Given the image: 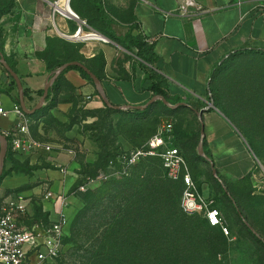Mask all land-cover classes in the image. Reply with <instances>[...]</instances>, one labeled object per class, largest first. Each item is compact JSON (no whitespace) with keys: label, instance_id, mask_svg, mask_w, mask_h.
Instances as JSON below:
<instances>
[{"label":"crops","instance_id":"1","mask_svg":"<svg viewBox=\"0 0 264 264\" xmlns=\"http://www.w3.org/2000/svg\"><path fill=\"white\" fill-rule=\"evenodd\" d=\"M52 1L14 0L8 12L0 16V57L3 55L9 65L12 61L15 63L24 102L29 109L38 103L52 74L60 68H55V61L49 57L52 41H71L54 26ZM195 1L202 10L189 7L186 14L179 10L182 0H70V7L110 41V35L128 33L149 48L147 66L133 64L126 68L125 77H103L110 103L118 105L121 110L131 109L127 105H144L153 97L149 87L158 83L171 101L178 100L177 107L190 108L196 114L197 131L201 128L199 116L191 107L199 111L213 105L202 115L205 149L219 174L223 171L222 178L233 184L249 174L252 156L247 142L232 121L264 119V100H260L255 91L264 87V79L249 78L257 73L247 72L246 59L262 60L264 56L257 53L231 55L243 49L264 51V0ZM103 3H108L110 12L104 13ZM55 23L64 33H72L77 26V21L63 17H58ZM96 43L89 42L78 52L83 56L92 53L89 46ZM60 74L51 85L57 82L55 98L46 99L37 117L34 113H26L31 137L49 144L51 150L15 153L9 137L4 135V170L13 165L9 153H13L22 164L45 162L48 167L49 164L60 166L71 161V155L63 150L62 143L37 137L34 125L41 123L39 132H43V120L47 114L66 123L68 116L80 107H106L107 103L97 94L95 85L79 70L65 69ZM0 92L2 104L9 111L7 116L0 118V131L5 134L15 128L21 118L14 109L16 104L21 107V93L1 62ZM76 126L77 123L73 122L67 136L75 135ZM62 174L57 169L48 168L42 170L41 177L49 180L52 188L59 189L63 183ZM37 176L22 171L6 175L0 182V202L12 193L33 192L34 188L28 187ZM21 188L25 190L20 192ZM45 203L51 212L53 202L45 198ZM50 217L56 218L53 213Z\"/></svg>","mask_w":264,"mask_h":264},{"label":"rangeland","instance_id":"2","mask_svg":"<svg viewBox=\"0 0 264 264\" xmlns=\"http://www.w3.org/2000/svg\"><path fill=\"white\" fill-rule=\"evenodd\" d=\"M8 1L0 0V10L3 8V3ZM54 1L56 0L52 3ZM103 4L104 13L110 12L108 3ZM58 17L61 16L57 14L55 22ZM128 35L130 34L110 35L109 43L96 41L95 45L89 46L93 49V51L90 49L92 53L88 52L85 56L81 55L78 49L86 46L87 43L54 40L49 57L56 62L65 61L68 56L77 57L104 78L125 77L127 67L133 64L147 66L149 63L139 57L134 50L126 47L124 39ZM245 67L248 73H257L256 77L249 76V78L264 79V58L262 60L247 58ZM255 91L256 96L264 100V87L256 88ZM161 101V99L154 101L145 112H127L106 107L86 109L80 107L68 116L69 120L66 123L47 114L43 120V132H39L41 123L34 125L37 137H46L51 141L58 140L63 144V150L71 155V161L60 166L49 164L47 167L45 162L35 165L24 164L27 168H31L29 174L38 175L28 187L34 188L33 192L21 193L30 211L24 223L34 233L48 231L52 224L51 212L48 204L45 203L47 193L60 191L70 195L68 224L63 240L64 249L57 257L47 259L44 264H72L73 262L78 264L76 260L80 259L78 255L90 256L88 250L92 249L90 246L92 237L89 238V232L96 231V244L100 247L107 241L111 230L114 237V252L126 244L131 249L125 254L121 252L115 254L116 264H124L125 260L131 264L154 262L152 255L145 254L143 249L136 251V247L144 243L136 234L138 230L142 233V227L139 229L121 220L120 211L124 209L127 202L123 199L125 195L119 192L123 189L131 194L132 189L129 187L136 181L144 183L151 176L150 174L152 178L156 176L164 181V184L168 182L163 178L161 166L157 165L159 161L151 163L145 160L139 163L133 175L125 179L117 175L119 165L115 161H118L125 152L146 148L150 137L165 121L171 119L176 126L173 134L178 139V143L173 144L180 146L179 148L185 153L191 169L202 184V188H205L204 193L215 198L214 205L221 209L224 222L229 228V234H224L220 228H211L201 217L194 216V220L201 223L200 233L210 237V240L192 248V264H264V119L232 121L249 146L252 169L237 183L229 184L222 177V182L216 179L209 162L198 156L200 136L196 130L198 127L196 114L190 108L172 107L166 103L162 104ZM257 115L261 116V114ZM73 122H76L78 126L75 128V135L69 137L66 132L70 130ZM48 168L63 172L61 188H52L50 181L41 177L42 170ZM222 173L223 171L220 174ZM64 176L68 178V181ZM82 183L86 184L87 189L92 188L90 193L86 194L85 191L77 190ZM222 187L227 189L243 217L262 239L244 224L233 201L222 191ZM19 190L21 192L25 189ZM180 200L181 193L178 202ZM179 250L182 253L184 249L181 247ZM169 260L174 259L168 258L167 261Z\"/></svg>","mask_w":264,"mask_h":264},{"label":"built area","instance_id":"3","mask_svg":"<svg viewBox=\"0 0 264 264\" xmlns=\"http://www.w3.org/2000/svg\"><path fill=\"white\" fill-rule=\"evenodd\" d=\"M53 2V16L59 14L65 19L77 21V26L72 33L61 32L54 21L57 31L67 39L77 43L104 42L110 40L89 26L86 20L81 19L74 11L71 15L64 14ZM70 6V3H69ZM189 7L202 10L195 0H182L179 10L186 14ZM102 37V38H101ZM15 111L20 115V120L15 128L1 134L9 137L10 145L15 153L37 152L42 149L51 150V146L30 135V120L21 107L16 104ZM9 111L1 101L0 92V118L7 116ZM174 121H165L155 134L146 143V148H137L125 152L119 157L117 175H128L131 167L147 156H159L169 178L181 181L183 191L180 206L183 212L189 215L199 214L213 227H219L224 234H229L222 211L214 203L211 195H206L198 181L194 178L187 158L180 148L173 143ZM78 191H86V184L77 187ZM47 199L53 202L51 210L56 218H51V227L48 231L34 233L29 229L24 219L30 211L25 197L21 193H12L0 202V264H44L47 259L57 257L64 249L65 229L68 224L67 213L70 207V195L67 193H54L49 191Z\"/></svg>","mask_w":264,"mask_h":264},{"label":"trees","instance_id":"4","mask_svg":"<svg viewBox=\"0 0 264 264\" xmlns=\"http://www.w3.org/2000/svg\"><path fill=\"white\" fill-rule=\"evenodd\" d=\"M14 3H15L14 0H9L7 6L3 7L0 10V16L8 12L9 7L12 6ZM124 42L128 49L134 50L139 57L150 62V57L148 54L149 48L146 47V44L143 41H141L138 37H135L130 34L126 39H124ZM244 53L245 54L257 53L264 56V51L255 50V49L238 50L237 53L232 54L231 56H238ZM77 60L81 61L77 57L68 56L67 59H65V61L62 62L55 61V68L61 67L66 62L77 61ZM10 66L16 72L15 63L13 61L11 62ZM87 66L101 80L103 79V76L98 74L90 65ZM71 68L79 70L83 74V76H85L90 81V83L94 85V82L91 79V77L83 69H81L76 65L69 66L67 69H71ZM62 74L59 75V78H61ZM56 87H57V82L50 87L47 99L51 97L55 98ZM149 89L152 91V96L155 95L163 96L168 100L170 104L178 103V100L171 101L167 97L165 90L158 83L150 86ZM97 94L99 93L97 92ZM161 103L164 104L163 101H161ZM150 105L145 109H127L126 111L145 112L150 107ZM106 108L113 110H121V109H114L112 107H108L107 105ZM41 110L42 108L35 111L34 115L37 116V113H39ZM175 127H174V131L176 129ZM200 130L201 128L198 130L199 136H200ZM173 142L178 143V139L174 134H173ZM204 149H205V139H204ZM205 152L209 154L206 149ZM182 153L186 157L185 153L184 152ZM9 154L12 155L11 157H12L13 165L10 169L3 171V174L0 177V182L6 175L12 173L13 171H22L29 173V170H31L30 167L27 168L26 165L22 164L20 161L15 159L13 157V153H9ZM198 156L202 158V156H200L199 153ZM112 158L114 159L115 157ZM145 160H148L151 163L159 161L157 165L161 166V169L163 171V178L166 182H168V184H164V181L159 180L156 176L152 178L151 177L152 174H150L151 176L144 183H140L139 181H136L134 182V185L129 187L130 189H132L131 194L128 193L129 191L125 192L123 189H121L119 194L123 193L125 195L123 199L124 201L127 202L124 209L120 211L121 220L126 221L131 225L138 227L139 229L140 227H142L141 231L143 234L140 233V230H138L136 234H138V239L144 243L138 245L136 247V251L137 250L141 251L143 249V251H145V254L152 255L154 261L152 262V264H171V263L192 264L193 263L191 260V258L193 257L192 248L197 244H200L202 242L207 243L208 240H210V237L206 235L203 236L200 233L201 223H197L194 220L195 218L194 216L201 217V219L206 223V225L211 228H219V227L210 226L207 223L206 219L199 214L189 215L183 212L180 206V202H178L180 193L182 196V191L184 187L183 183L181 181H176L168 177L167 171L163 167L162 159L159 156H147L142 158L138 163H136L135 165H133V167H131L130 173L128 175H120L119 177L122 179L130 178L133 175V171L136 168V166ZM117 162L118 161H115L116 164ZM191 171L194 178L198 181L199 186L202 187V184L199 182V179L196 177L192 169ZM219 176L220 178L222 177L221 174H219ZM171 183H176V184L172 185ZM137 186L139 187L137 188ZM91 189H87L85 191L86 194L90 193ZM222 191L226 194L228 198H230L233 201L236 207V211L238 215L241 217L240 214H242V212L238 208L233 197L227 192L226 188L222 187ZM244 224L246 225L245 222ZM89 233H90L89 238L92 237V242L90 243L92 249L88 250V252H90V256L85 257L83 255H78V257H80V259H76L78 261V264H116V261L114 259L115 254H118L120 252L125 254L127 253V251L131 250L130 246L126 244V246H123L122 248L120 247L119 249H117V251L114 252L115 248L113 246L114 237L112 230L109 231L107 236V241L105 242V244L100 245V247H98L96 244L97 241V239L95 238L96 231H90ZM259 238L262 239L261 237ZM179 245H181V247H183L184 249L182 253L179 250L181 248V247L179 248ZM168 258H173L174 260L172 261L174 262H172L171 260L167 261ZM73 259L75 260V258ZM72 264H77V263L73 262ZM124 264H131V262L125 260Z\"/></svg>","mask_w":264,"mask_h":264},{"label":"water","instance_id":"5","mask_svg":"<svg viewBox=\"0 0 264 264\" xmlns=\"http://www.w3.org/2000/svg\"><path fill=\"white\" fill-rule=\"evenodd\" d=\"M0 62L6 67V69L11 73V75L13 76L14 80L17 83L19 92L21 93L20 95V104H21V108L22 110L27 113V114H33L35 111L39 110L41 108V106L43 105V103L46 101L47 97H48V93H49V89L53 83V81L57 78V76L64 71L65 69H67L69 66L72 65H76L78 67H80L81 69H83L93 80L94 85L96 90L98 91L99 95L104 99V101L107 103V105L109 107H113L115 109H119L120 107L118 105H113L112 103H110L106 97L105 94V90H104V86L102 83V80L95 74L93 73L89 67L81 62V61H70V62H66L64 63L55 73L52 74V77L49 79V81L47 82L43 95L41 96L40 100L38 101V103L31 109L27 108L24 102V97L22 95V82L20 80V77L18 76V74L12 69V67L6 62L5 58L3 55H1L0 57ZM161 99L164 103H166L167 105H170L172 107H177V104L175 105H171L168 100L163 97V96H158L155 95L153 96L146 104L144 105H127L128 108L131 109H145L147 108L150 104H152L154 101ZM213 105H208L207 107L201 109V110H196L193 107H191L199 116V121L201 124V130H200V141L198 144V153L200 156H202L206 161L209 162L210 167H211V171L213 176L218 179L220 182H222V179L219 176L218 170L215 166V162L212 159V157H210L204 149V139H205V125H204V121L202 119V115L204 113V110L209 109L210 107H212ZM0 142H1V146H0V177L3 174V170H4V163H5V158H6V138L4 135L0 134ZM241 217L243 218L244 222L246 223V225L257 235V232L254 230V228L247 222V220L242 216V214H240Z\"/></svg>","mask_w":264,"mask_h":264},{"label":"bare ground","instance_id":"6","mask_svg":"<svg viewBox=\"0 0 264 264\" xmlns=\"http://www.w3.org/2000/svg\"><path fill=\"white\" fill-rule=\"evenodd\" d=\"M57 8L60 9L64 14L71 15L73 11L69 6L70 0H57ZM103 36V35H102ZM105 37V36H104ZM102 38V37H101ZM106 38V37H105Z\"/></svg>","mask_w":264,"mask_h":264}]
</instances>
